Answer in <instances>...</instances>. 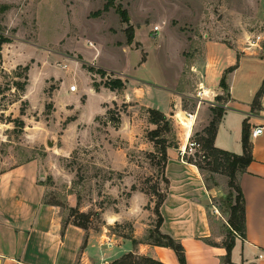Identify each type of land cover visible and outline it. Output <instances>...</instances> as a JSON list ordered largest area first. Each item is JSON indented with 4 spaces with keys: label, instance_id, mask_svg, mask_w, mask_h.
<instances>
[{
    "label": "rangeland",
    "instance_id": "obj_1",
    "mask_svg": "<svg viewBox=\"0 0 264 264\" xmlns=\"http://www.w3.org/2000/svg\"><path fill=\"white\" fill-rule=\"evenodd\" d=\"M104 4L105 0H0V33L11 38L3 45L0 58V173L37 161L48 185L45 200L59 204L65 221H79L93 230L102 222L99 208L106 202L114 203L106 193V185L110 180L119 183L124 176L102 162V142L113 137L108 127L115 126L107 114L100 115L96 118L101 129L98 139L91 133L89 146L79 144L61 150L62 129L76 117L71 110L74 104L80 107L73 102V93L66 95L65 88L71 82L77 84L79 90L74 95L84 101L82 92L87 85L105 86L109 75L123 79L128 93L144 79L150 83L148 94L168 104V92L158 86L174 84L183 92L178 102L171 103V113H178L179 120L185 121L183 110L193 112L198 107L192 97L198 93L201 74L194 72L193 65L199 66L206 57L208 40L238 49L237 62L242 69L232 82L245 96L250 95L249 90L262 73L263 62L257 56L264 57V0H115L108 12L92 17L91 13ZM118 7L127 10L128 22L122 20ZM156 25L158 33L154 31ZM130 30L134 31L132 42L128 40ZM79 60L80 66L75 63ZM84 62L95 69L104 68L105 74L89 73ZM27 65L28 71L23 68ZM24 81L27 84L22 90L16 83ZM86 93L89 102L80 108L83 117L97 111L102 100ZM121 94L110 96L117 99ZM147 103L141 106L120 100L111 103L110 108L115 115L120 114L121 122L122 116L140 118L141 140L149 138L155 143L152 130L158 125L151 128L150 109L157 107ZM167 117L168 124L158 128L159 138L165 145H176L180 129L187 126L176 116ZM158 147L155 143L153 152L133 154L135 160L145 162L134 177L136 184L152 196L151 229L156 226L158 201L152 187L158 184L164 193L166 186ZM197 153L191 156L204 166L208 186L221 189L213 201L228 218V199L231 192L235 193L229 185L230 177L212 170L213 157L204 158L206 151L202 148ZM103 190V197H99Z\"/></svg>",
    "mask_w": 264,
    "mask_h": 264
},
{
    "label": "crops",
    "instance_id": "obj_2",
    "mask_svg": "<svg viewBox=\"0 0 264 264\" xmlns=\"http://www.w3.org/2000/svg\"><path fill=\"white\" fill-rule=\"evenodd\" d=\"M205 46L206 57L199 66L193 65L194 72L201 74L198 89L204 87L209 90L207 99H215L225 105L214 144L220 149L242 154L244 120L249 123L250 130L264 126V91L258 108L252 109L255 95L264 82V58L257 56L263 62L262 73L258 83L249 90L250 95L245 96L232 82V77L238 74L242 66L226 73L228 67L237 63L238 49L225 42L210 40ZM75 63L81 65L80 60ZM224 75L229 87L226 96L225 88L221 85ZM147 85L150 83L141 79L134 85L133 92L129 93L127 87L111 90L106 86L96 88L87 85L82 92L86 96L84 101L79 100V96H75L74 91L66 87V95L73 93V102H77L80 107L74 104L71 110L76 112V117L71 118L62 129L61 150L67 151L66 148L73 149L79 144L89 146L91 133L94 136L97 134L98 139L101 129L96 118L106 115L113 102L124 100L146 106L150 101L167 116L175 117L171 113L174 111L171 103L178 102V95L183 91L175 88L174 84L159 85L158 88L169 94V103L166 104L149 95ZM86 91L102 100L97 111L83 117L80 108L89 102ZM57 92H61V85ZM110 93H122V96L115 99ZM192 98L197 100L196 95ZM178 105L176 103L175 107ZM211 107L207 101L201 104L198 102L197 109L193 111L195 116L191 121L192 127L180 129L177 144L167 145L163 175L169 182H164L166 186L160 207L163 217L160 231L182 243L186 264H264V131L251 137L253 161L239 178L246 201V236L234 234L231 263L224 261L227 255L225 242L229 235V217L226 218L213 201L221 189L208 186L200 168L190 162L188 157L182 159L180 156L179 150L186 145L190 136L196 132L205 133L204 129L213 117ZM108 128L113 137L104 138L102 142V162L107 163L110 170L124 176L119 183L110 180L106 185V193L113 198L114 203L106 202L104 207L99 208L102 222L96 230L91 226L85 228L77 225L72 220L65 221L60 206L46 202L48 185L37 161L21 163L0 173V264H108L131 252L164 264H181L174 249L148 240L152 228L150 221L154 215L153 200L149 193L136 184L134 177L145 162L135 160L136 155L133 154L153 152L154 140H141V120L134 115L130 118L122 116L120 126L109 125ZM133 185L136 186L135 190H132ZM104 192L98 196L103 197Z\"/></svg>",
    "mask_w": 264,
    "mask_h": 264
},
{
    "label": "trees",
    "instance_id": "obj_3",
    "mask_svg": "<svg viewBox=\"0 0 264 264\" xmlns=\"http://www.w3.org/2000/svg\"><path fill=\"white\" fill-rule=\"evenodd\" d=\"M115 6V0H105V4L102 9H98L97 11H94L91 13L92 17H99L103 13L108 12L112 7ZM118 12L120 13L122 20L124 22H128L129 16L127 10L118 7L117 8ZM134 38V31L130 30L128 33V40L129 42H132ZM11 38L6 36L3 33H0V58H2V48L3 45L6 43H10ZM264 58V57H263ZM83 67L87 68L89 72H96V73H102L105 74V69L99 67L95 69L92 65H88L87 63L82 64ZM238 67V62L235 65H232L226 69V73L231 72L235 70ZM24 70L28 71L29 67L24 66ZM226 76L224 75L223 78L221 79V85L224 88H227L228 86L226 85ZM27 84V81L24 82H17L16 85H18L22 90H25V86ZM96 88H98L96 85H94ZM105 86L110 88L111 90H121L125 88V81L121 79L120 77H115V78H109L105 82ZM264 91V82L261 86V88L258 90V92L255 95V98L252 103V109L258 108L260 105V97L262 96ZM221 99V97H219ZM213 117L212 120L210 121L209 125L204 129V134H199L196 132L194 137L201 143L202 149L206 151L204 154V158H209L213 157V161L211 164H213V171L220 170L221 172L227 174L230 177V182L229 185L231 188L234 189V192L230 193V197L228 199V208H229V218H228V223L230 225L229 227V235L228 238L225 242V246L227 249V255L224 257L225 263H231V251L234 246V234H239L242 237L246 236V201H245V196L243 193V190L240 185V175L246 172L248 166L250 163L253 161V154H252V141H251V136H250V125L247 122V120H244L243 122V130H242V145H243V153L242 154H236L224 149H220L215 146L214 140H215V135L216 131L218 128V124L224 115L225 110L223 107H211ZM151 113V118L150 121L158 127L154 130H152V133H154V138H156L155 143L158 146L159 145V150L162 154L163 158V168H164V163L167 160V145H165L160 137V132H158V128L163 126L161 124H168V117L166 114H164L161 110L154 108L150 109ZM107 115L110 119V121L114 124L115 127H118L121 124V116L119 113L116 115L113 113V110L109 108L107 110ZM198 136V138L196 137ZM196 155L198 153H195ZM188 160L192 163H195L200 170L203 173L204 166H202L199 162L195 161L192 156L188 157ZM204 174V173H203ZM205 177V176H204ZM206 179V177H205ZM163 181L168 184V179L164 177L163 175ZM207 182V180H206ZM136 186H132V190H135ZM153 191L152 194L157 196V203L155 205V213L157 215V222L155 229H150L148 240L151 242L157 244V245H163L170 247L175 250L177 253L179 260L181 264H186V257H185V251L182 243L176 239H174L172 236L164 234L160 231V225L162 224L163 217L160 211L161 204L164 200L165 193H161L158 184L153 185L152 187ZM146 191L145 189H143ZM148 193V191H146ZM47 203L51 204H56L59 205L56 202H51L47 201ZM82 217H86L84 213L80 214ZM87 218V217H86ZM70 220H67V222ZM75 224L80 225L82 227L87 228V224L79 222V221H73ZM120 225H117V227ZM131 228V227H130ZM132 231V230H130ZM134 242H137L134 239ZM108 264H164L161 261H158L156 259H153L151 257H146V256H138L135 255L134 253H127L120 257L119 259L114 260L113 262H110Z\"/></svg>",
    "mask_w": 264,
    "mask_h": 264
},
{
    "label": "built area",
    "instance_id": "obj_4",
    "mask_svg": "<svg viewBox=\"0 0 264 264\" xmlns=\"http://www.w3.org/2000/svg\"><path fill=\"white\" fill-rule=\"evenodd\" d=\"M159 29L160 28L157 25L154 27V31L156 33L159 32ZM77 88H78L77 84H71L69 87L70 91H76ZM208 95H209V90L205 89L204 87H200V89L196 95V98H197L199 104H201L204 101H207L208 103H210V105L212 107H225L224 104L219 103L215 99H207ZM183 113H184V117L186 119L185 121L179 120V118L177 117L178 113H175L176 118L181 123H183L185 126H188L189 128L192 127L191 121L194 119L195 114L193 112H188V111H183ZM263 131H264V126H256V127L251 129L250 136L256 137V136L260 135ZM201 148H202L201 143L194 137V135H192L188 138L186 145H184L183 147L180 148V150H179L180 156L182 159L190 157L191 155L194 156L195 153H197Z\"/></svg>",
    "mask_w": 264,
    "mask_h": 264
},
{
    "label": "water",
    "instance_id": "obj_5",
    "mask_svg": "<svg viewBox=\"0 0 264 264\" xmlns=\"http://www.w3.org/2000/svg\"><path fill=\"white\" fill-rule=\"evenodd\" d=\"M110 77H111V75L108 76V78H110ZM155 107H157V105H155Z\"/></svg>",
    "mask_w": 264,
    "mask_h": 264
}]
</instances>
